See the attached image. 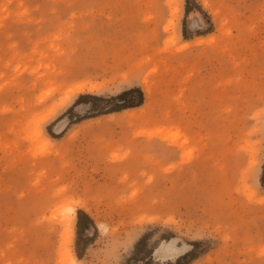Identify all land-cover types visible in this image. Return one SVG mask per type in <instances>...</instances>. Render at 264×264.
I'll return each mask as SVG.
<instances>
[{"label": "rangeland", "instance_id": "obj_1", "mask_svg": "<svg viewBox=\"0 0 264 264\" xmlns=\"http://www.w3.org/2000/svg\"><path fill=\"white\" fill-rule=\"evenodd\" d=\"M0 264H264V0H0Z\"/></svg>", "mask_w": 264, "mask_h": 264}, {"label": "trees", "instance_id": "obj_2", "mask_svg": "<svg viewBox=\"0 0 264 264\" xmlns=\"http://www.w3.org/2000/svg\"><path fill=\"white\" fill-rule=\"evenodd\" d=\"M132 95H135L136 98H131ZM112 98H119L121 99L122 102L110 106V108H107L106 111H115V110H120L121 108L139 105L140 103H142L144 96L140 87H131L123 90L119 94L109 99L104 98L103 96L97 94H91V93L80 94L77 100L75 101V103L84 102V103H89L91 107H95V100L105 99L106 101H110ZM100 109L102 110L103 108ZM89 221L91 222L90 218H88V221L85 223V225H87ZM77 226L78 227L81 226V222L79 219L77 221ZM142 240L143 239L139 240V242L136 244V247L142 242Z\"/></svg>", "mask_w": 264, "mask_h": 264}, {"label": "bare ground", "instance_id": "obj_3", "mask_svg": "<svg viewBox=\"0 0 264 264\" xmlns=\"http://www.w3.org/2000/svg\"><path fill=\"white\" fill-rule=\"evenodd\" d=\"M77 89H80V87H78ZM62 127V125H61V123L58 125V126H56V129L58 130V129H60ZM59 131V130H58ZM71 218V217H70ZM69 226V225H68Z\"/></svg>", "mask_w": 264, "mask_h": 264}]
</instances>
